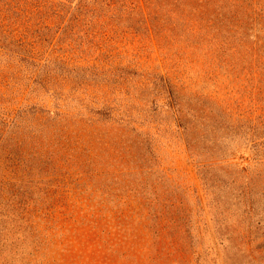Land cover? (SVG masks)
<instances>
[{
    "label": "rangeland",
    "instance_id": "1",
    "mask_svg": "<svg viewBox=\"0 0 264 264\" xmlns=\"http://www.w3.org/2000/svg\"><path fill=\"white\" fill-rule=\"evenodd\" d=\"M8 23L0 264H264V0H0Z\"/></svg>",
    "mask_w": 264,
    "mask_h": 264
},
{
    "label": "trees",
    "instance_id": "2",
    "mask_svg": "<svg viewBox=\"0 0 264 264\" xmlns=\"http://www.w3.org/2000/svg\"><path fill=\"white\" fill-rule=\"evenodd\" d=\"M66 2L68 3V2H70V0H66ZM10 5H11V4H10ZM32 6H33V8H34L36 11H39V9L41 8V5H40V4H34V5H32ZM13 9L16 10L15 12H27L26 10L23 11L20 7H18V5H16V6H13V5H12L10 10H13ZM10 10L7 9L6 11H7V12H11ZM29 13H30V12H29ZM14 14H15V13H14ZM30 14H31V13H30ZM53 15H57V13H56V12H53ZM9 17H10V15H8L7 18H6V16H4L3 21H7ZM2 27H5V29L0 30V37H1V41H2V43H1V47L9 48V47H10L9 45H10L11 43H9V44L6 43V41H7V39H8L9 37L5 34V32H9L10 23L5 24V25H3ZM7 28H8V29H7ZM5 30H7V31H5Z\"/></svg>",
    "mask_w": 264,
    "mask_h": 264
}]
</instances>
